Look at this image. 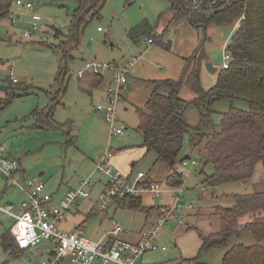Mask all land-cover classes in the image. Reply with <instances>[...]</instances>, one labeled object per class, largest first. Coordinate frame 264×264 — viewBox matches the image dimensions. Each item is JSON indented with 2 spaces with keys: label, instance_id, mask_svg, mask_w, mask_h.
Listing matches in <instances>:
<instances>
[{
  "label": "rangeland",
  "instance_id": "1",
  "mask_svg": "<svg viewBox=\"0 0 264 264\" xmlns=\"http://www.w3.org/2000/svg\"><path fill=\"white\" fill-rule=\"evenodd\" d=\"M23 1L32 3L33 8L13 4L11 11L16 19L15 24L0 19V99L4 105V109H0V149L4 155L21 161L28 178L39 179L44 183L46 192L52 196L50 208L56 207L65 193L79 184L69 182L68 179L72 177L78 180L93 174L107 149L112 150L110 164L113 167V162L133 157L134 161L127 162L129 170H132V164L136 162V171L154 175L157 179L155 182H165L168 169L157 160L154 152L145 154L141 146L143 139L138 130L139 115L136 108H144L153 91V80L185 79L183 68L186 63L181 60V55L187 53L185 45L188 44L189 37L188 40H195L196 45L190 56L184 58L191 57L203 46L207 60L200 66L201 85L206 91L212 89L223 69L226 46L232 39L237 23L228 27L212 23L207 28H193L186 22L169 30L173 14L169 0H107L101 15L90 19L82 27L79 44L68 48L66 54V43L63 41L69 40L74 11L83 0ZM34 16L41 18L36 30L32 28ZM144 24L152 28L156 36L164 35L163 44L166 40L172 42L171 52L157 44L148 43L147 35L144 36L147 27H141ZM26 32L32 33L31 38L24 37ZM138 35L140 39L133 41ZM135 59L138 61L128 77L130 89L124 92L123 99L117 105V118L125 133L119 137H111L105 114L97 111L99 107H108L106 87H109L111 75H104V83L94 89L87 82H91L93 77L87 74L79 79L78 72L90 62L125 65ZM208 63L217 69L216 73L209 72ZM190 68L191 73L193 64H190ZM60 71L67 74L63 85L67 90L59 96L58 92L62 88L57 83ZM12 75L20 81L18 84L12 83ZM185 82L186 80L179 95L191 104L186 116L194 125L199 118L198 111L192 104L196 95L188 89ZM56 97L57 104L50 122L54 120L61 125L67 124L64 129L55 125L45 126L40 121L42 114L50 110ZM233 105L242 110L249 108L248 103L243 101H234ZM230 106L229 102L218 103L213 122L219 123L222 114L228 112ZM211 129L207 133H211ZM207 142L208 139L204 140L192 151L190 135L185 136L182 156L190 155L191 159L199 162V166L183 168L180 163L179 169L185 172V185L168 187H184L186 205L191 206L185 210L184 223L169 225L161 231L155 242L157 251L163 247L167 249V252L160 253L169 257V261L221 264L224 253L231 247L238 244L251 246L255 243L252 236L245 233L232 238L225 249L204 253L199 261H189L199 252L202 244L200 235L206 237L219 230L216 207L232 206L233 195L264 191V167L261 164H257L253 178L247 182H228L215 189L206 187L205 179L213 172L212 167L207 166L205 174L200 173L203 167L200 160L204 157ZM138 156L139 159L136 160ZM116 170L123 174V171ZM41 173L44 176L39 177ZM94 179L96 184L91 197L79 202L75 210L59 225L61 230L69 232L79 226L84 237L98 242L117 226L122 227L124 232L137 235L150 226L145 227L143 213L120 209L115 204L108 211L95 209L89 216L105 184L99 182L105 178L98 173H95ZM164 197L165 195L161 199ZM26 199L25 194L6 182L0 173V206L15 208ZM162 200L154 204H164ZM144 202L151 204L150 208H153L149 195L144 196ZM249 220L250 215L243 217L241 222ZM14 222L13 218L0 212V238L4 232L10 231ZM42 244L51 246L48 241ZM44 260H47V256L42 258ZM0 264H39V260L29 251L17 257L10 250H5L0 242Z\"/></svg>",
  "mask_w": 264,
  "mask_h": 264
},
{
  "label": "trees",
  "instance_id": "2",
  "mask_svg": "<svg viewBox=\"0 0 264 264\" xmlns=\"http://www.w3.org/2000/svg\"><path fill=\"white\" fill-rule=\"evenodd\" d=\"M107 0H83L74 11L69 40L64 46L68 50L77 46L80 41L82 27L94 17L101 15V10ZM173 18L169 30L189 21L193 27L207 28L210 24L228 27L235 24L232 39L227 44L226 51L231 55L227 69L219 72L217 84L206 91L201 85L200 66L207 60L203 46L185 59V79L180 81L165 80L156 83L144 108L137 110L139 115L138 130L143 139V147L147 153L154 152L157 160L162 162L169 173L165 178L168 187H182L186 178L179 169L182 156L184 138L190 135V147L196 150L204 140L208 139L205 154L200 163V171L205 174L207 166L213 172L205 179V186L217 188L228 182H247L253 178L257 164L264 167V0H248L245 4L225 6L217 10L210 19L189 14L187 0H169ZM13 0H0V19L8 17ZM145 31L147 39L154 44L171 50V43L163 44L164 35L156 36L154 30L147 24ZM140 39V35L133 41ZM69 48V49H68ZM190 64L193 70L190 73ZM189 72V73H188ZM188 73V75H187ZM63 75L64 78L62 77ZM66 73L60 71L58 85L62 86L58 95L65 94ZM92 76V84L100 85L104 76ZM195 95L193 105L196 107L200 121L192 126L188 123L186 111L191 105L180 98V90L184 81ZM169 89L168 95L160 93V89ZM54 99L50 110L42 114L40 120L45 126L61 125L53 118V110L57 104ZM234 101L248 103L246 110L234 107ZM221 102L231 103L228 112L222 114L219 123L213 122L216 114L215 106ZM5 103V101H4ZM212 127V129H211ZM211 129V133H207ZM68 130V128H67ZM69 137L71 136L70 133ZM190 156V155H189ZM234 201L230 207H216L215 215L219 218V230L209 236L200 235L202 245L197 256L189 261H199L204 253L225 249L234 237L249 233L255 243L251 246L235 245L226 251L221 264H264V191L246 195H233ZM115 204L120 209L143 213L147 218L155 217L158 212L143 204L142 198L118 196ZM91 210L89 216L93 214ZM250 215V220L243 223L241 219ZM0 242L5 250H10L19 257L23 252L12 238L10 232H5Z\"/></svg>",
  "mask_w": 264,
  "mask_h": 264
},
{
  "label": "built area",
  "instance_id": "3",
  "mask_svg": "<svg viewBox=\"0 0 264 264\" xmlns=\"http://www.w3.org/2000/svg\"><path fill=\"white\" fill-rule=\"evenodd\" d=\"M247 2L248 0H187L189 14L196 13L206 19H210L225 4ZM14 4L25 6L27 9L33 8L32 3H24L23 0H14ZM4 21L15 24L16 19L12 11ZM40 21V17L34 16L33 30L38 28ZM31 35V32H26L24 37L29 39ZM148 43L151 44L153 41L149 39ZM137 61L135 59L125 65L90 62L78 72L79 79L86 77L87 74L111 75V86L107 92L108 107L97 109L98 113L105 114V119L110 125L111 137H119L125 133V129L119 125L117 105L123 99L124 92L128 90V77ZM224 61L223 69H227L231 61V55L227 51L224 54ZM10 78L15 85L20 82L14 75ZM3 106L0 99V109ZM112 157V150L107 149L95 167V172L105 177L106 182L93 208L108 211L118 196L136 199L149 195L153 202H159L168 194L172 200L166 205L153 203V209L158 214L154 217L152 225L139 233L136 241L124 239L122 237L124 229L120 226L98 242L84 237L79 229L69 232L61 230L59 225L75 210L79 202L91 197L92 189L96 184L94 177L81 178L76 188L69 189L58 205L50 208L52 196L46 192L44 183L39 179L25 177L20 161L6 157L0 149L2 177L13 187H17L27 198L15 208L0 206V212L15 221L11 232L18 248L23 252L36 250L35 257L39 260V264H142V258L146 253L156 251L155 242L161 231L173 223L182 225L185 210L191 208L186 205L184 188H168L165 184L150 180L147 174L141 171H136L133 177L123 175L110 164ZM181 165L183 168H196L199 162L191 159ZM182 173L185 176V172ZM44 241L50 242L51 246H43ZM166 250L165 247L162 248V251ZM44 256H47V260L42 261Z\"/></svg>",
  "mask_w": 264,
  "mask_h": 264
},
{
  "label": "crops",
  "instance_id": "4",
  "mask_svg": "<svg viewBox=\"0 0 264 264\" xmlns=\"http://www.w3.org/2000/svg\"><path fill=\"white\" fill-rule=\"evenodd\" d=\"M14 4V0H13V3H12V5ZM11 8H12V6H11ZM17 17H19V15H17ZM172 18H173V14H171V17H170V20H172ZM186 22H189V21H185V22H183L182 24H185ZM190 23V22H189ZM191 24V23H190ZM194 28V27H193ZM155 34V33H154ZM156 35V34H155ZM187 38V37H186ZM190 38V37H189ZM189 38H187V42H188V44L186 43V45H185V48H186V50H187V53L185 54V55H181L182 57V59L181 60H183L184 62H185V56L186 57H188V56H190V54L193 52V48H194V46L196 45V41L194 40V41H190V40H188ZM149 39H147V41H148ZM167 43H171V50H172V42H170V41H167L166 40V42H165V44H167ZM151 44H154V43H151ZM163 48V47H162ZM164 50H165V48H163ZM171 50H170V52H171ZM168 51V50H167ZM187 59V58H186ZM186 63V62H185ZM118 64V63H117ZM181 66V65H180ZM160 69H163V67H160ZM184 69L185 68H183V73H184ZM132 72V71H131ZM130 76H131V73H130ZM129 76V77H130ZM169 76V75H168ZM184 76V75H183ZM184 78V77H183ZM165 80H173V81H176V80H174V79H169V78H167V79H162V80H153V91H154V89H155V87H156V83H158V82H161V81H165ZM181 80V79H180ZM183 80V79H182ZM104 81H105V76H104ZM104 81L100 84V85H93L92 84V82H89V81H87L89 84H90V86H91V88H94V89H96V88H98V87H100L103 83H104ZM129 84V83H128ZM130 86H131V83L129 84ZM110 86H111V82L109 83V87L107 86L106 87V91H107V89L109 90V88H110ZM130 86H128V90L130 89ZM153 91H152V93H153ZM163 92H165V93H163ZM151 93V94H152ZM160 93L161 94H163V95H168V93H169V89L168 88H166V87H163V88H161L160 89ZM105 94H106V92H105ZM151 96V95H150ZM149 100V99H148ZM147 103V102H146ZM4 109V108H3ZM139 109H141V107H137L136 108V111L137 110H139ZM187 117V116H186ZM199 117V116H198ZM187 121H188V123L190 124V125H192V126H196V125H198V123H199V121H200V118H198V120H197V122L196 123H194V125L191 123V121H189L188 120V118H187ZM142 144H143V142H142ZM142 147H143V145H141ZM144 148V147H143ZM144 150H145V154H148L147 153V150H146V148H144ZM139 159V156L137 157V159L136 160H138ZM116 161H117V158L115 159ZM128 160H130V161H134V159H133V157H131V158H127V157H124V160H122V161H118V162H113V164H114V167L116 168V169H118V170H121V171H123L122 173L124 174V175H126V176H129V177H133L134 176V174H135V172H136V162H134L133 164H132V170H129L128 168H127V162H128ZM20 163H21V161H20ZM21 169H22V172H23V174H24V176L25 177H27V175H26V171L23 169V167H22V163H21ZM95 171L93 172V174H91L90 176H92V177H94V175H95ZM146 174H147V176L149 177V179L150 180H152V181H155V180H157L155 177H154V175H151L150 173H148V172H146ZM167 175H168V173H167ZM167 175H166V177H167ZM42 176H44V173H41L40 175H39V177H42ZM103 177V176H102ZM81 178H83V177H81ZM80 178V179H81ZM103 178H105V177H103ZM80 179H78V180H76V179H73L72 177L70 178V179H68L69 180V182H79L80 181ZM99 182H106V179L105 180H102L101 179V181H99ZM157 182V181H156ZM159 183H162V184H165V182H159ZM78 185V183L76 184V186ZM185 185V184H184ZM75 186V187H76ZM74 187V188H75ZM205 187V186H204ZM231 187V186H230ZM184 188V187H183ZM142 200H143V204L144 205H146V206H148V207H151L152 205L151 204H145V202H144V198H142ZM162 200V199H161ZM170 200H171V198L168 196V194L167 195H165V197L163 198V200H162V202H164V204L166 205V204H168L169 202H170ZM24 202V201H23ZM22 202V203H23ZM154 203V202H153ZM115 204V203H114ZM163 204V205H164ZM20 205V204H19ZM116 205V204H115ZM144 216H145V227L146 226H149V225H151L153 222H154V216L152 217V218H147V216L145 215V214H143ZM64 225H62V227H63ZM79 227V226H78ZM78 227H76L75 229H72L71 231H74V230H77L78 229ZM10 234H11V236H12V238L15 240V238L13 237V234H12V232H11V229H10ZM140 232V231H139ZM5 233V232H4ZM3 233V234H4ZM2 234V235H3ZM122 237L124 238V239H127V240H130V241H136V240H138V238H139V233H138V235L137 234H133V233H128V232H124V234L122 235ZM15 243H16V241H15ZM158 245H159V243H158ZM202 245V244H201ZM43 246H49V244L47 245H43ZM201 248V247H200ZM199 248V249H200ZM26 252V251H25ZM25 252H22L21 253V255H23ZM29 252H31V253H33V254H35V252H36V250H29ZM160 252H162V253H165V252H167V250L166 251H162V250H156V251H153V252H148V253H146L145 255H144V257L142 258V261H141V263L142 264H183V263H180V262H178V261H169L170 259H168L169 257H165L163 254H161ZM20 255V256H21Z\"/></svg>",
  "mask_w": 264,
  "mask_h": 264
},
{
  "label": "water",
  "instance_id": "5",
  "mask_svg": "<svg viewBox=\"0 0 264 264\" xmlns=\"http://www.w3.org/2000/svg\"><path fill=\"white\" fill-rule=\"evenodd\" d=\"M207 68H208L209 72H211V73H216L217 72V69L216 68H213V66L210 63L207 64ZM186 160H191V156H189V155L184 156L180 160V163L182 164Z\"/></svg>",
  "mask_w": 264,
  "mask_h": 264
}]
</instances>
